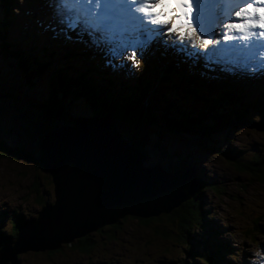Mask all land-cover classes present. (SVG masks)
Masks as SVG:
<instances>
[{
	"label": "rangeland",
	"instance_id": "obj_1",
	"mask_svg": "<svg viewBox=\"0 0 264 264\" xmlns=\"http://www.w3.org/2000/svg\"><path fill=\"white\" fill-rule=\"evenodd\" d=\"M5 1L0 0V16ZM5 3L7 11L4 15L7 16L8 26L4 37L9 41L21 39L22 32L26 31L30 34V41H26L28 44L36 43L49 50H58L61 54L67 49V41L57 39V35L59 29H66L68 39L75 44L71 52H75L73 54L76 60L83 62L87 58L84 50L97 54L94 49H105L99 58L92 60L88 57L94 69L106 70L112 76L117 75L118 78H113L114 81L137 73L138 66L131 67L133 60L113 57L108 47L93 44V37L90 38L83 28L70 29L61 23L51 12L50 0H7ZM160 56L175 61L189 77L183 81L170 73L177 85V93L173 95L165 91L175 106L167 111L169 117L178 116L179 109L196 112L200 109L201 102L193 100L192 96L210 95L221 85L228 86L241 95L255 94L257 85L264 88L262 72H249L239 65L234 66L218 58L210 61L207 57H194L189 47L180 49L178 44L172 47L171 42L164 39L153 44L144 58L137 55L136 59H140V64L149 63L152 76L156 77L159 70L154 68L156 69ZM63 58L64 56L60 59ZM202 66L207 67V70ZM56 67L57 64H53L37 77L32 73V65L23 70L14 60H5L0 56L1 140L10 145L20 144L30 148L35 145V128L41 122L38 103L47 96L48 81L54 75ZM200 68L210 74L199 73ZM162 89L164 91L165 87L160 90ZM261 92L264 96V91ZM161 99L156 94L148 98L150 107H153L156 114L152 119L153 124L149 125L150 140L145 147L150 162L166 167L169 163L177 162L178 158L185 159L188 164H193L200 181L216 186V189L208 187L202 190L201 204L206 217L203 228L194 227L193 248L198 250L200 240L206 237L208 228H212L217 232L218 239L230 248V252H221L227 264L228 261L232 264H264V181L249 170H241L235 163L254 160L261 162L264 159V113L262 117L255 110L249 109L247 118L251 121L250 124L235 120L229 124L221 123L217 131H213L198 145L189 137L176 135L165 128L156 111L157 102ZM240 107L245 106L235 102L233 108ZM74 110L78 113H90L85 103H77ZM257 166L263 167L261 164ZM46 174L28 161L0 158V209L7 212L15 209L25 218L35 216L41 207L34 202L30 193V185L35 176L40 181L41 188L49 191V201L53 198L51 183L44 178ZM164 215L167 214H162L159 219L150 220L147 224H142L138 218L126 217L115 229L103 227L101 232L91 234L96 243L88 254L65 247L62 252L52 256L25 252L19 254L18 258L20 264H168L178 259L193 263L186 253L185 245L174 236L175 224ZM3 227L6 233L11 234L10 217L3 218ZM107 235L112 237L108 238Z\"/></svg>",
	"mask_w": 264,
	"mask_h": 264
},
{
	"label": "trees",
	"instance_id": "obj_2",
	"mask_svg": "<svg viewBox=\"0 0 264 264\" xmlns=\"http://www.w3.org/2000/svg\"><path fill=\"white\" fill-rule=\"evenodd\" d=\"M5 2L4 6H2V15L0 16L1 58L9 61L14 60L23 70L29 65H32V73L37 77L53 64H57L54 75L48 81L49 91L47 96L38 103L42 118L40 116L41 124L38 130H36L37 138L42 129L44 130L58 122H67L70 117L78 113L74 110L76 104L85 103L89 109V114L108 116L118 126L125 138L140 150H145L150 140L149 125L153 124L152 119L156 115L153 107H150L151 103L148 102V98L152 94L162 97L161 101L157 102L156 111H158V118L162 120L165 128L176 133V135L189 137L193 143L198 145H201L204 139L213 131H217L221 123L229 124L235 120L239 123L250 124L251 121L247 118L249 109L255 110L258 115L260 114L263 117L264 96L261 90L264 91V88H260L261 86L259 85H257V92L255 94L242 95L239 92H233L228 86L221 85L220 88L216 89L210 95L200 94L198 96H192L193 100L201 102V107L196 112L179 109L178 116L169 117L167 111L172 108L174 109L175 106H173L174 101L170 100L165 91L167 90V92L173 95L177 93V85L169 72H158V76L155 77L152 76L150 64L141 63L138 66L136 74L114 81L113 78H118L117 75L112 76L106 70L98 71L90 64L89 58L93 60L101 57L105 49L104 51L98 50V48L94 49L97 50V54L93 51L89 52L86 50V52L83 49L84 51H82L87 58H84L85 60L83 62L76 60L73 54L75 52H71L75 44L73 40L68 39L66 29H59L57 35V39H65L67 41V49L61 54L58 53V50H49L48 47L40 46L36 43L28 44L26 41L29 40L30 34L26 31L22 32L21 39L11 42L4 37L8 26L7 16L4 15L7 11V4ZM94 39L95 37L92 38V43ZM78 49L80 50L82 48ZM60 55L61 57L64 56L62 60L60 59ZM205 66L202 67L207 70ZM25 77L29 78L26 75ZM111 82L116 83L115 86L111 85ZM163 87H165V90H160ZM235 102L245 107L233 108ZM222 109L224 111H221ZM216 120H220L221 122L216 123ZM258 121L260 123L263 122L262 120ZM3 157L26 160L34 168H40L36 160L35 147L30 148L20 144L10 145L0 139V158ZM235 163L241 170H249L264 181V159L261 162L254 160V162ZM187 164L185 159L178 158L177 162L169 163L166 168L174 169ZM259 164L263 167L257 166ZM250 165H254V167ZM44 178L51 183L48 174ZM40 185V181L35 176L30 185V193L34 197V202L42 206L45 202L49 201L50 193L47 189L41 188ZM208 187L210 189H216L215 185L203 183L199 180L193 196L183 202L178 208L174 209L170 214L164 215V217L175 224L174 236L185 245L186 253L193 260L191 264H227L221 252H230V248L226 243L218 239L217 232L212 230V228H208L206 237L200 240L198 250L193 248L194 227L200 226L203 228L204 226L206 211L201 204V195L202 190ZM6 216L11 219V234L6 233L3 227V218ZM24 218L25 216L15 209L9 212L0 209V245L6 237L15 233L16 228ZM153 219H159V216L137 220L142 224H147ZM253 223L255 224V222ZM109 227L115 229L119 227V223L109 225ZM102 230L94 232H101ZM94 232L76 239L70 245H62L57 250L34 253H43L45 256H52L62 252L66 247L69 250H75L81 254H88L96 243L95 239L91 236ZM107 237L111 238L112 235H107ZM170 262H175V264H190L188 263L189 260L185 259ZM228 262L229 264L231 263V261Z\"/></svg>",
	"mask_w": 264,
	"mask_h": 264
},
{
	"label": "water",
	"instance_id": "obj_3",
	"mask_svg": "<svg viewBox=\"0 0 264 264\" xmlns=\"http://www.w3.org/2000/svg\"><path fill=\"white\" fill-rule=\"evenodd\" d=\"M157 69L189 79L165 56L159 57ZM198 71L210 74L203 68ZM33 147L37 164L49 176L53 199L6 237L0 245V264H20L21 253L57 250L125 217L170 214L198 186L193 164L167 169L150 162L148 153L105 115L75 113L67 122L42 129Z\"/></svg>",
	"mask_w": 264,
	"mask_h": 264
},
{
	"label": "snow or ice",
	"instance_id": "obj_4",
	"mask_svg": "<svg viewBox=\"0 0 264 264\" xmlns=\"http://www.w3.org/2000/svg\"><path fill=\"white\" fill-rule=\"evenodd\" d=\"M50 9L133 68L164 39L194 57L264 73V0H50Z\"/></svg>",
	"mask_w": 264,
	"mask_h": 264
},
{
	"label": "bare ground",
	"instance_id": "obj_5",
	"mask_svg": "<svg viewBox=\"0 0 264 264\" xmlns=\"http://www.w3.org/2000/svg\"><path fill=\"white\" fill-rule=\"evenodd\" d=\"M237 67V66H236ZM205 70V69H204ZM206 71V70H205ZM242 85V84H241ZM38 139V138H37ZM22 160V159H21ZM26 161V160H25ZM39 166V165H38ZM41 169V168H40ZM46 173V172H45ZM53 199V198H52ZM52 201V200H51ZM47 202H50V201H47ZM46 203V202H45ZM152 218V217H151ZM97 231V230H96ZM73 264H76V263H73Z\"/></svg>",
	"mask_w": 264,
	"mask_h": 264
}]
</instances>
